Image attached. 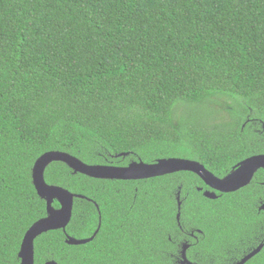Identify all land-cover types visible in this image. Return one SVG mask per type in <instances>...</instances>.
<instances>
[{"label":"trees","instance_id":"obj_1","mask_svg":"<svg viewBox=\"0 0 264 264\" xmlns=\"http://www.w3.org/2000/svg\"><path fill=\"white\" fill-rule=\"evenodd\" d=\"M247 115L264 121V0H0V264H21L26 231L47 214L32 179L42 154L120 166L184 157L224 175L264 142ZM194 176L99 179L51 163L46 181L86 198L66 233L36 239L35 264H168L159 224L176 222L177 183ZM94 201L97 236L68 244L98 227ZM225 216L196 222L222 241L239 231Z\"/></svg>","mask_w":264,"mask_h":264},{"label":"flooded vegetation","instance_id":"obj_2","mask_svg":"<svg viewBox=\"0 0 264 264\" xmlns=\"http://www.w3.org/2000/svg\"><path fill=\"white\" fill-rule=\"evenodd\" d=\"M263 123L264 121L259 117L251 115H247L244 120V126L249 124L258 133H264ZM249 145L250 149L241 153V158L227 173L218 175L212 172L219 177H224L230 174L241 161L264 153L256 151L264 145V142H250ZM132 161L135 159L131 158L128 164ZM177 184L179 189L175 193L176 206L174 209H167L172 217L175 215L176 222L159 224L158 235H164L163 238L169 241V243L160 244L162 246L159 248V260L168 264H238L251 255L242 264H264V167L254 173L248 184L234 191L216 189L198 174L194 176L193 183H187L185 180ZM186 185H191L190 191L183 190ZM94 203L100 214L99 223L89 237H92L102 226L101 209L103 208L97 202L94 201ZM54 207L59 208L60 205H54ZM129 207L132 209L133 206ZM215 209H222L229 221L234 216L239 219V231L229 234L222 241L213 240V234L209 233L206 224H203L206 219L214 215ZM199 214L202 216L203 223L196 222ZM167 227L173 228L171 231H166Z\"/></svg>","mask_w":264,"mask_h":264},{"label":"water","instance_id":"obj_3","mask_svg":"<svg viewBox=\"0 0 264 264\" xmlns=\"http://www.w3.org/2000/svg\"><path fill=\"white\" fill-rule=\"evenodd\" d=\"M119 155H126V153ZM55 161L66 163L75 174L82 173L99 179L138 180L179 171H191L201 176L205 182L216 189L234 191L248 184L254 173L259 168L264 167V153L253 155L241 161L230 174L219 177L202 162L191 158L162 157L152 163L139 159L132 161L128 165L120 166L90 164L65 151H48L36 160L32 168L33 184L38 195L47 203V215L35 221L26 231L19 251L21 264H35L36 239L52 230L63 229L66 232L67 226L72 219L75 198H85L82 194L73 193L65 187L52 185L46 181V169ZM56 200L60 203L59 208L54 207ZM99 228L92 237L78 238L67 234L66 242L71 245L86 244L95 238ZM250 256L238 264L244 263ZM45 264L58 263L55 260H49Z\"/></svg>","mask_w":264,"mask_h":264},{"label":"rangeland","instance_id":"obj_4","mask_svg":"<svg viewBox=\"0 0 264 264\" xmlns=\"http://www.w3.org/2000/svg\"><path fill=\"white\" fill-rule=\"evenodd\" d=\"M235 105V104H234ZM228 109H230V108H232V107H230V105L229 104H226L225 105ZM226 115H228V113H226V112H224ZM166 202V201H165Z\"/></svg>","mask_w":264,"mask_h":264}]
</instances>
